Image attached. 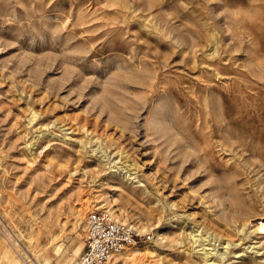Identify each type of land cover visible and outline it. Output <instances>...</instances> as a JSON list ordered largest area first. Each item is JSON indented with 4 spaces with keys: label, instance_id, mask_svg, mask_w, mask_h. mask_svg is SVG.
<instances>
[{
    "label": "rangeland",
    "instance_id": "374dc122",
    "mask_svg": "<svg viewBox=\"0 0 264 264\" xmlns=\"http://www.w3.org/2000/svg\"><path fill=\"white\" fill-rule=\"evenodd\" d=\"M96 209L109 264H264V0H0V264Z\"/></svg>",
    "mask_w": 264,
    "mask_h": 264
},
{
    "label": "built area",
    "instance_id": "2783aa9c",
    "mask_svg": "<svg viewBox=\"0 0 264 264\" xmlns=\"http://www.w3.org/2000/svg\"><path fill=\"white\" fill-rule=\"evenodd\" d=\"M146 237H150L149 233H136L108 209L92 210L86 218L84 249L73 264H109L118 252Z\"/></svg>",
    "mask_w": 264,
    "mask_h": 264
},
{
    "label": "bare ground",
    "instance_id": "6f19581e",
    "mask_svg": "<svg viewBox=\"0 0 264 264\" xmlns=\"http://www.w3.org/2000/svg\"><path fill=\"white\" fill-rule=\"evenodd\" d=\"M125 250H127V251H125ZM126 252L127 253V256L128 257H131V255H133V251H132V248H129V246H127L122 252ZM139 252V251H138ZM121 254V253H120ZM119 254H117V256H118ZM114 257H116V255L114 256Z\"/></svg>",
    "mask_w": 264,
    "mask_h": 264
}]
</instances>
